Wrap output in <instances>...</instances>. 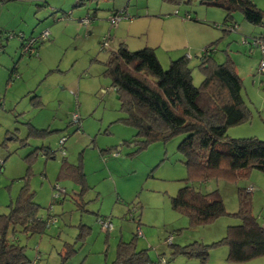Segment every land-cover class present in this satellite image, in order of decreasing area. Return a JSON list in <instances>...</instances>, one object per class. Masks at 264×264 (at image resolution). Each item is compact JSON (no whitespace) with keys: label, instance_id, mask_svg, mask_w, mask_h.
<instances>
[{"label":"rangeland","instance_id":"obj_1","mask_svg":"<svg viewBox=\"0 0 264 264\" xmlns=\"http://www.w3.org/2000/svg\"><path fill=\"white\" fill-rule=\"evenodd\" d=\"M252 1L264 11V0ZM164 6L169 3L162 0H6L0 4V214L8 212V205L16 201L24 186L29 187L40 207L38 218L46 227L40 235L19 230L14 236L10 230L7 234L10 241L16 238L25 247L29 264H62L60 252L65 242L74 243L79 223L89 229L63 264H110L117 243L131 241L135 233L136 250L145 251L156 264H200L197 258L172 256L170 243L175 247L209 246L204 264H264V257L229 262L225 245L212 246L225 236L228 227L240 223L234 216L239 189L253 187L251 214L264 226V173L250 169L234 177L213 176L200 183L192 180L201 193L218 191L227 214L208 224L190 226L188 218L170 206V198L188 178L184 158L177 151L184 136H174L166 143L152 142L142 149L133 144L135 129L125 122L116 89L105 74L109 52L121 42L129 51L146 48L141 45L153 24L147 16L164 15ZM125 7L134 21L114 29L108 17ZM173 8L202 23L212 38L219 34L215 59L224 62L228 54L241 79L248 118L228 128L227 139L264 141V74L258 72L264 56L252 45L264 28L247 23L236 11L231 24L235 29L223 36L215 29L223 24V10L200 0ZM86 16L93 19L88 28L80 23ZM109 29L111 38L107 39ZM44 30L50 37L38 48V55L21 57L17 35L35 37ZM244 37L248 43L241 44ZM199 57L189 60L195 87L203 80ZM161 61L167 69L169 63ZM34 94H41L44 106L40 110L30 105ZM73 114L78 115V124ZM29 121L40 129L49 127L51 132L39 139L29 137L22 145L28 137ZM63 137L66 161L80 164L85 175L87 188L81 197L77 195L79 185L58 178L62 162L58 143ZM41 145L54 151V158L39 155L27 163L26 155ZM101 220L111 224L110 230L101 227Z\"/></svg>","mask_w":264,"mask_h":264},{"label":"trees","instance_id":"obj_2","mask_svg":"<svg viewBox=\"0 0 264 264\" xmlns=\"http://www.w3.org/2000/svg\"><path fill=\"white\" fill-rule=\"evenodd\" d=\"M5 1L0 0V4ZM162 1L178 5L190 0ZM200 3L224 11L223 24L217 26L223 36L235 29V25L231 24L236 11L241 12L247 23L264 28V11L259 10L252 0H200ZM35 37L26 38L23 35L22 40ZM49 37L50 32L46 40L34 43L33 54L22 53V40L19 39L21 56L38 55V48ZM255 40L264 43V33L254 37L253 41ZM217 43V40L209 43L198 59V68L203 76L199 87L192 83V70L187 57L171 60L167 69H163L152 48L129 51L125 44L120 43L115 51L109 52L104 64L105 74L111 80V86L116 89L120 108L126 114L125 122L135 129L133 144L137 143L142 149L152 142L166 143L174 136H184L177 151L184 158L188 178L177 194L170 198V206L174 211L185 215L192 227L208 224L227 214L218 191L201 193L193 187L192 180L200 183L213 176L234 177L250 169L264 173V141L254 137L227 139L228 128L246 121L248 110L241 96L242 82L232 59L226 52L224 62L215 59ZM29 102L36 110L43 107L39 95H32ZM27 124L28 137L21 142L22 145L27 144L29 137L39 139L51 132L49 127L36 128L30 121ZM79 127L78 125L77 129ZM39 155H43L45 159H53L55 152L48 146L41 145L27 154L24 160L31 163ZM2 167L3 162L0 172ZM58 178L70 179L79 185V197L87 188L81 165L68 163L64 155ZM250 194L246 189L237 191L238 210L234 216L240 223L228 227L225 236L212 244L214 247L225 245L227 261L232 263H244L264 257V226L251 214ZM39 209V205L33 201V193L29 187L24 186L16 201L8 205V212L0 214V264H29L25 247L19 245L16 238L12 237L10 241L7 234L10 230L14 236L19 230L23 234L40 235L46 222L38 218ZM139 225L137 220L138 228ZM76 228L74 243H82L89 227L79 223ZM136 238L135 233L129 242L120 240L116 246L115 258L110 264H156L150 261L145 251L136 250ZM74 243H64L60 263L63 264L75 252ZM169 246L173 248L172 256L197 258L200 264H204L208 256L209 246L200 243L183 247H175L170 243Z\"/></svg>","mask_w":264,"mask_h":264},{"label":"crops","instance_id":"obj_3","mask_svg":"<svg viewBox=\"0 0 264 264\" xmlns=\"http://www.w3.org/2000/svg\"><path fill=\"white\" fill-rule=\"evenodd\" d=\"M173 6L175 5L169 4V6H164V15L147 16L148 21H153V24L150 23L149 34L147 33L145 42L141 46L154 49L160 63L162 62L161 60L169 63L171 60L183 56L187 57L189 60H193L194 58L197 59L198 56L203 54V49L209 43L220 39L219 34H216L215 38H212V35H207L200 26L202 23L200 24V22H196L192 19H186L185 14L188 13L184 11V15H181L180 11L177 8H173ZM124 11L126 14V7L124 8ZM93 16L95 17V14H93ZM92 20L93 19L91 18L89 24L85 26L86 28L89 27ZM133 21L134 20L129 18L126 14V18L121 19L114 29H119L123 23L130 25ZM217 26L218 25H216L215 29H218ZM111 32L112 31L109 29L107 32V39L111 38ZM114 36L116 37L115 33ZM39 96L41 97V94ZM63 251L64 247L62 249V252Z\"/></svg>","mask_w":264,"mask_h":264},{"label":"built area","instance_id":"obj_4","mask_svg":"<svg viewBox=\"0 0 264 264\" xmlns=\"http://www.w3.org/2000/svg\"><path fill=\"white\" fill-rule=\"evenodd\" d=\"M176 13V11H175ZM123 18H126V14H125V11L124 10H121V11H117V12H114L113 14H111L109 17H108V21L110 23V26H116L118 24V22L123 19ZM185 18L186 19H189V15L188 14H185ZM89 21H90V18L89 16H86L85 18L81 19L80 20V23L83 25V26H87L89 24ZM49 35V31L48 30H44L40 33L39 36L35 37V38H29V39H23V35H18V38L20 40H22V53L23 54H27V53H30V54H33L35 53V50H34V43L37 42V41H44L47 39ZM13 35H8V38L9 37H12ZM106 39V38H105ZM247 43L245 38H242L241 39V44H245ZM253 45H257V47L259 48L260 52H261V55L264 56V43L263 42H259V41H253ZM258 72L261 73V74H264V60L262 59L259 63V69H258ZM73 120L75 123H79V117L77 114H73ZM64 142H65V137L59 139V146H60V150H61V154L62 156L65 155L64 154V149H63V145H64ZM2 164V162H0V165ZM55 189V187H54ZM247 191L248 192H252L253 191V187L250 186L249 188H247ZM58 196V194H56V197ZM100 225L103 229L105 230H110L111 228V224L106 220H101L100 221ZM168 241L170 242L171 241V238L168 237ZM36 259H38V257H36Z\"/></svg>","mask_w":264,"mask_h":264}]
</instances>
